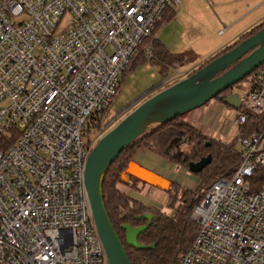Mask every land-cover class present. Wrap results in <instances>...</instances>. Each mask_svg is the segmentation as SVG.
<instances>
[{
	"label": "built area",
	"instance_id": "obj_1",
	"mask_svg": "<svg viewBox=\"0 0 264 264\" xmlns=\"http://www.w3.org/2000/svg\"><path fill=\"white\" fill-rule=\"evenodd\" d=\"M172 3L0 0V264H107L83 184L101 135L87 130ZM232 94L239 163L193 206L197 234L171 264H264V122L248 129L264 70Z\"/></svg>",
	"mask_w": 264,
	"mask_h": 264
},
{
	"label": "rangeland",
	"instance_id": "obj_2",
	"mask_svg": "<svg viewBox=\"0 0 264 264\" xmlns=\"http://www.w3.org/2000/svg\"><path fill=\"white\" fill-rule=\"evenodd\" d=\"M170 12L174 14L171 19L169 16L166 17ZM262 23H264V0H180L179 6H175L173 3L169 5L165 15L156 25L154 37L147 44L153 46L155 62L158 53L166 52L172 57L185 61L187 66L183 67L181 71L190 73L197 70L199 65L214 57L224 47L234 44L241 35ZM174 73L175 71H173ZM160 77L158 69L152 64L148 66L147 63H137L134 67L126 70L117 94L102 117L101 132L95 133L92 139L97 135L104 134L137 105L165 88L168 82L159 83ZM248 78L249 76L245 79ZM245 79L233 86L231 90L237 91L247 87ZM214 100L185 113L182 117L197 126L202 133L223 142H231L237 132V128L232 122L241 109L232 110L228 107L220 116V122L212 129H208L203 126V121L206 119L210 107L214 102L217 103ZM234 149H238L235 142ZM179 150L186 151L188 146L182 143ZM140 151L145 150L132 149L126 152L122 157V162L130 158V161H133ZM173 153L178 154L179 151ZM169 166L173 170V177L168 179L171 181L172 187L166 192L143 185L134 178L125 183H117L116 188L121 194L128 197L130 202L136 203L135 207L137 205L143 207V211L145 210L146 213L172 219L177 214V209L182 211L188 203L191 215L193 206L204 197L210 184L221 175L214 176L215 168L213 166L204 171V177L199 174V177L191 174L179 166L170 164ZM185 192L190 194L188 193L189 195L186 196ZM169 203H172L173 207ZM190 220H192L191 217ZM195 224L197 226L196 222ZM119 237L123 238V234L121 233ZM190 244L191 241L178 255H182ZM133 251L130 248L128 250L130 254ZM179 256L177 257L179 258Z\"/></svg>",
	"mask_w": 264,
	"mask_h": 264
},
{
	"label": "water",
	"instance_id": "obj_3",
	"mask_svg": "<svg viewBox=\"0 0 264 264\" xmlns=\"http://www.w3.org/2000/svg\"><path fill=\"white\" fill-rule=\"evenodd\" d=\"M263 64L264 25L254 35L212 59L193 74L145 99L98 138L85 160L83 184L94 229L105 253L107 264H131L123 244L136 250L147 249L138 242V236L148 229L154 217L152 214L137 217V220H146V224L136 228L120 225L124 239L123 243L120 241L109 222L101 194L102 180L111 163L122 150L147 130L198 109L213 99H218L232 109H238V97L223 93ZM210 163L211 156L207 155L196 163H189L187 170L191 174H199ZM131 178L163 192L168 191L172 186L167 178L134 161L126 164L119 181L125 183ZM150 247L153 248L154 245Z\"/></svg>",
	"mask_w": 264,
	"mask_h": 264
},
{
	"label": "trees",
	"instance_id": "obj_4",
	"mask_svg": "<svg viewBox=\"0 0 264 264\" xmlns=\"http://www.w3.org/2000/svg\"><path fill=\"white\" fill-rule=\"evenodd\" d=\"M167 9H165L161 18L165 15ZM168 16L171 19L174 14L170 12L166 17ZM158 22L159 20L156 25ZM156 25L153 28L150 37L141 45L137 54L133 57L128 67H126L125 71L122 73L119 86L126 70L134 67L137 63H147L148 66H150V64L154 65L161 75L160 81H166L169 77H171L176 66L183 62V60L172 57L166 52L164 53L166 55L162 52L158 53V55H156V62L154 61L153 46L152 44L147 43L154 37ZM263 25L264 23L241 35L240 39L234 44L221 49L214 57L199 65V68H202L212 59L231 50L242 40L254 35ZM148 47L151 48L153 53L148 52ZM259 70H264V64L250 74L249 77L253 76ZM195 71L188 73L187 76L193 74ZM246 81H248V79ZM173 82L174 81L171 83ZM169 84L170 83L168 82L167 85ZM229 91L230 89L225 91L223 94H229ZM106 110L97 116V118L92 122L91 127L87 130V137L89 140H92L95 133L99 131L101 132L100 124ZM249 122L248 129H258L264 122V117L250 116ZM182 143L188 146V150H179ZM132 149H143L145 151H149L165 159L168 163L175 164L181 168H185L186 170L189 163H196L201 158L210 155L211 163L199 173V175L203 177L205 175L204 171H207L210 166L215 168L213 171L214 176H228L239 163L238 156L233 153L234 147L232 141L221 142L213 137L207 136L193 124L184 120L182 116L147 130L132 144L119 153L117 158L109 166L102 180L101 194L104 209L118 238L119 235L117 232L120 229V225L123 223L128 225H138L145 222V220L139 221L136 219V216L141 213H146L145 210L143 211V207L140 205L135 207L134 204L136 203L130 202V199L121 194L116 188V184L121 183L119 181V176L123 173L126 164H128L131 160L130 158L122 162V157L126 152H129ZM176 151H179V153L174 154L173 152ZM195 175L198 176V174ZM141 184L146 185L142 182ZM188 193L189 192H185V195L188 196L190 194ZM169 204L173 207L172 203ZM186 205L187 206L183 208L182 211L177 209V214L172 219L162 215L152 214L154 219L151 221L148 229L143 234L138 236V242L144 246L154 245V248L147 247L146 250H136L134 248H130L134 250L133 253L130 254L128 252L129 248L123 244L124 251L131 264H171L172 262L177 261V256H179L178 253L183 251L190 241L192 243L198 231V225L196 226L195 222L190 220L191 215L188 203ZM148 251H151V253Z\"/></svg>",
	"mask_w": 264,
	"mask_h": 264
},
{
	"label": "crops",
	"instance_id": "obj_5",
	"mask_svg": "<svg viewBox=\"0 0 264 264\" xmlns=\"http://www.w3.org/2000/svg\"><path fill=\"white\" fill-rule=\"evenodd\" d=\"M185 66H187V63L185 61L181 62L180 64H178L176 66V68L173 70V71H175V73L174 74L172 73L171 77L168 78V80H171V81H169L170 84L166 85V87L176 83L177 81H179L185 77H187L188 71H184V72L181 71V69ZM192 69L195 70L194 68H192ZM197 69H199V68H197ZM175 74H178V75L176 76ZM172 81H174V83H171ZM161 82L162 81H160L159 83H161ZM163 82H165V81H163ZM214 101H216L217 103L214 102V104L210 107V109L207 113L206 119H204V121H203V126L208 128V129L209 128L212 129L215 125H217L220 122L219 118L222 115L223 111L225 109H228V106H226L225 104L220 102L218 99H215ZM188 122H190V121H188ZM191 124H193V123H191ZM195 127H197V126H195ZM221 142H223V141H221ZM134 161L137 164H139L140 166H142L146 169H149V170L159 174L160 176H162L164 178L170 179L173 177V170H172V167L169 166V164L170 165H175V164L168 163L165 159H163V158H161V157H159V156H157V155H155L149 151L138 152L136 154ZM175 166H177V165H175Z\"/></svg>",
	"mask_w": 264,
	"mask_h": 264
},
{
	"label": "flooded vegetation",
	"instance_id": "obj_6",
	"mask_svg": "<svg viewBox=\"0 0 264 264\" xmlns=\"http://www.w3.org/2000/svg\"><path fill=\"white\" fill-rule=\"evenodd\" d=\"M232 88H230V93L229 94H232V92H233V90H231ZM144 214H151V213H141L140 215H138V216H136V218L137 217H140V216H143ZM154 219V218H153ZM152 219V220H153ZM141 220H144V219H140L139 221H141ZM124 224V223H123ZM144 224H146V220H145V222L143 223V224H138V225H130L131 227H133V228H136V227H139V226H142V225H144ZM125 225H128V224H125ZM118 235L120 236V234L122 233L123 234V231L121 230V229H119L118 230ZM119 239H120V241L123 243V238H120L119 237ZM126 247H128V248H132V247H129V246H126ZM146 247H149V248H151L150 246H146ZM154 248V247H153ZM146 250V249H145ZM149 253H151V251H148Z\"/></svg>",
	"mask_w": 264,
	"mask_h": 264
}]
</instances>
